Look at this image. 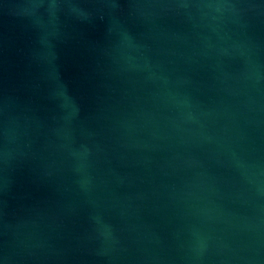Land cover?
I'll list each match as a JSON object with an SVG mask.
<instances>
[{"label":"water","instance_id":"water-1","mask_svg":"<svg viewBox=\"0 0 264 264\" xmlns=\"http://www.w3.org/2000/svg\"><path fill=\"white\" fill-rule=\"evenodd\" d=\"M0 264H264V0H0Z\"/></svg>","mask_w":264,"mask_h":264}]
</instances>
